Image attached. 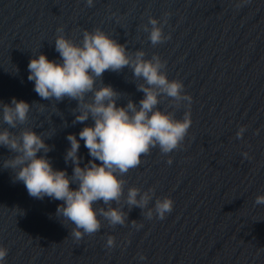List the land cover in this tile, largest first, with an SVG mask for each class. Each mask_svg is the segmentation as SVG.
<instances>
[{
	"label": "water",
	"instance_id": "95a60500",
	"mask_svg": "<svg viewBox=\"0 0 264 264\" xmlns=\"http://www.w3.org/2000/svg\"><path fill=\"white\" fill-rule=\"evenodd\" d=\"M150 16L170 39L151 44L143 30ZM60 27L77 44L84 30L100 28L130 54L143 50L146 59L159 56L167 62L168 78L183 82L190 108L183 102L173 109L167 99L158 105L178 119L190 112L182 145L167 155L152 149L122 177L125 196L129 187L154 188L149 207L166 196L174 207L164 220H148L141 209L129 211L123 200L113 202L128 211L129 222L111 227L101 217L99 232L75 241L71 223L56 217L63 202L30 197L14 173L0 166L4 264H264V205L255 204L264 194V0H94L91 7L86 0H0V102L15 97L32 105L26 125L10 130L30 127L42 134L52 146L47 157L53 168L71 176L66 137L79 139L93 121L73 124L75 100H44L27 79L34 56L43 53L60 62L55 51ZM102 80L121 93L118 105L143 98L136 87L142 81L127 67L106 71ZM242 126L246 130L237 138ZM5 127L0 119V129ZM11 155L0 146V161ZM79 155L83 167L91 159L83 140ZM101 206L107 207L102 201L95 205ZM108 236L115 238L111 249L105 247Z\"/></svg>",
	"mask_w": 264,
	"mask_h": 264
},
{
	"label": "clouds",
	"instance_id": "9594fccd",
	"mask_svg": "<svg viewBox=\"0 0 264 264\" xmlns=\"http://www.w3.org/2000/svg\"><path fill=\"white\" fill-rule=\"evenodd\" d=\"M86 3L91 7L94 0H86ZM143 30L149 33L153 46L170 39L154 17H149ZM63 31V27L58 28L60 34L55 38L60 62L49 60L43 53L34 56L27 66V79L34 82V91L44 100H75L73 124L93 121L78 133L79 139L71 133L66 137L70 147L64 159L66 164L70 162L73 166L72 175L53 168L47 157L52 146L45 142L42 134L30 127H22L19 132L10 130L26 125L32 106L15 97L10 103L0 102V119L8 126L0 129V146L12 153L0 161V166L14 173V180L24 184L30 197L62 201L57 206L56 217L63 225L71 223L70 235L75 241L99 232L101 217L111 227L129 222L128 211L121 206L114 207L113 202L120 205L123 200L129 211L133 207L141 209L148 220L154 217L164 220L174 207L171 197L156 198L154 206L149 207L155 189L141 191L138 187H129L125 196L126 181L122 177L137 168L141 157L152 149L158 148L167 155L180 148L192 124L190 112L185 111L178 119L174 111L161 110L158 105L167 99L168 106L173 109L183 102L190 108L191 95L184 91L182 81L168 78L167 62L159 56L146 59L143 50L130 54L126 45L100 28L84 30L79 44L67 38ZM125 67L132 70L134 78L142 81L136 84L137 90L144 94L138 104L129 99L126 105H118L121 93L103 83L106 71L121 72ZM245 130L242 126L236 133L237 138H242ZM81 140L91 157L83 167L79 155ZM243 156L249 158L247 152ZM172 162L171 158L167 160L169 165ZM73 184L75 188L71 187ZM101 201L107 207H95ZM255 204L264 205V194L256 196ZM131 224L137 229L143 227L137 221ZM114 246L115 238L108 236L105 247ZM7 255L8 249L0 247V264H4ZM139 258L146 259L143 255Z\"/></svg>",
	"mask_w": 264,
	"mask_h": 264
}]
</instances>
